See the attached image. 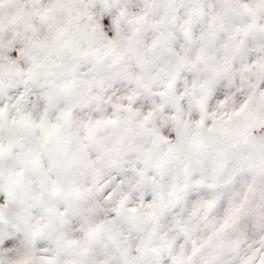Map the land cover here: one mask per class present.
<instances>
[{
  "label": "snow or ice",
  "instance_id": "6c2138e0",
  "mask_svg": "<svg viewBox=\"0 0 264 264\" xmlns=\"http://www.w3.org/2000/svg\"><path fill=\"white\" fill-rule=\"evenodd\" d=\"M0 264H264V0H0Z\"/></svg>",
  "mask_w": 264,
  "mask_h": 264
}]
</instances>
